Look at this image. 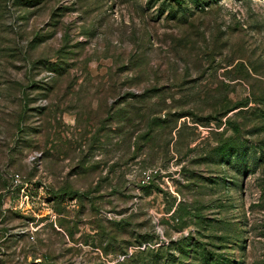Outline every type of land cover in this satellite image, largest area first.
Masks as SVG:
<instances>
[{
    "label": "rangeland",
    "instance_id": "obj_1",
    "mask_svg": "<svg viewBox=\"0 0 264 264\" xmlns=\"http://www.w3.org/2000/svg\"><path fill=\"white\" fill-rule=\"evenodd\" d=\"M204 250L264 264V0H0V264Z\"/></svg>",
    "mask_w": 264,
    "mask_h": 264
},
{
    "label": "trees",
    "instance_id": "obj_2",
    "mask_svg": "<svg viewBox=\"0 0 264 264\" xmlns=\"http://www.w3.org/2000/svg\"><path fill=\"white\" fill-rule=\"evenodd\" d=\"M189 251H190V250H187V249H186V250H184L183 252L186 253V255H188ZM194 251L197 252V250H194ZM202 254H203V256H204L205 261L207 262V261H208V255H207L206 251L204 250V251L202 252ZM207 264H208V262H207ZM214 264H220V263L216 260V262H215Z\"/></svg>",
    "mask_w": 264,
    "mask_h": 264
}]
</instances>
